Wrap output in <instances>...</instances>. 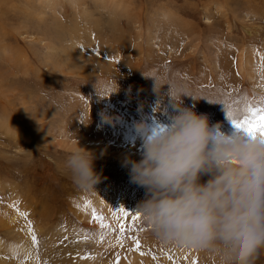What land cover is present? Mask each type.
I'll use <instances>...</instances> for the list:
<instances>
[{
    "label": "rangeland",
    "instance_id": "374dc122",
    "mask_svg": "<svg viewBox=\"0 0 264 264\" xmlns=\"http://www.w3.org/2000/svg\"><path fill=\"white\" fill-rule=\"evenodd\" d=\"M143 73L187 84L210 101L182 96L183 105H194L225 131L243 132L222 103L211 101L243 110L247 97L260 106L264 0H0V201L8 184L43 215L38 251L50 245L53 230L54 249L66 259L77 243L102 234H119L125 243L138 238L139 247L158 258L159 251L177 252L131 219L145 194L124 163L141 158L134 122L143 117L162 126L172 112L170 98L154 92L153 78ZM103 110L118 122L102 123ZM82 148L93 155L100 176L90 191L77 187L64 169L68 155ZM113 192L123 197L110 199ZM120 209L128 217L118 222ZM93 210L111 227L101 229ZM3 227L2 243L15 245ZM219 255L208 250L195 261H224ZM23 258L26 263L29 257ZM252 264H264V248Z\"/></svg>",
    "mask_w": 264,
    "mask_h": 264
},
{
    "label": "clouds",
    "instance_id": "9594fccd",
    "mask_svg": "<svg viewBox=\"0 0 264 264\" xmlns=\"http://www.w3.org/2000/svg\"><path fill=\"white\" fill-rule=\"evenodd\" d=\"M144 75L153 78L154 92L170 98L172 112L162 126L143 117L134 122L135 135L142 140L141 158L129 157L124 163L130 180L145 192L135 212L162 243L215 251L224 264H252L264 248V150L243 132L225 131L220 122L210 123L207 114L194 111V105H183L182 96L207 98L187 84L167 75ZM164 85L168 89L162 93ZM211 102L226 110L227 101ZM243 114L233 110V118ZM100 117L107 124L119 119L107 110ZM93 159L82 148L64 163L81 190L95 189L100 180Z\"/></svg>",
    "mask_w": 264,
    "mask_h": 264
},
{
    "label": "bare ground",
    "instance_id": "6f19581e",
    "mask_svg": "<svg viewBox=\"0 0 264 264\" xmlns=\"http://www.w3.org/2000/svg\"><path fill=\"white\" fill-rule=\"evenodd\" d=\"M4 189L5 197L0 201V225L7 227V236L12 237L16 243H14L15 245L6 246L0 239V264H39V261L42 264L44 262L46 264H116L117 257H119V264H178L181 260L185 264H192L193 260L206 255L208 251H196L176 246V253H172V250L168 249L167 252L161 255L162 252L159 251V258L155 257L154 259L153 254L145 250L146 245L144 248L141 246L137 249L133 240L129 239V242L125 243L121 235L114 234L105 237L104 240L93 236L88 242L81 241L77 243V247L75 244V254L66 259L65 255H61L62 251L60 252V249H54L53 245L58 238L52 230L49 235L50 245H46L47 248H41L39 252L37 246L32 244L31 234L27 231V221L32 222L35 234H39L44 231L43 215L31 210V202L26 200L19 190L8 184L4 185ZM119 194L121 193L113 192L109 198L117 199L120 196ZM21 212H26L27 217L21 216ZM28 235L30 237H27ZM117 237L120 238V243H117ZM111 244L114 245V248L107 252L106 249ZM4 251L5 253L8 252L9 255H6ZM17 252L21 253L22 258L17 255ZM25 256L29 257L26 263L22 261ZM218 258H222V256L219 255ZM215 264H224V261H217Z\"/></svg>",
    "mask_w": 264,
    "mask_h": 264
},
{
    "label": "snow or ice",
    "instance_id": "6c2138e0",
    "mask_svg": "<svg viewBox=\"0 0 264 264\" xmlns=\"http://www.w3.org/2000/svg\"><path fill=\"white\" fill-rule=\"evenodd\" d=\"M239 110L234 108L231 104L226 102V112L228 117L231 119L233 125L246 134L247 138L253 143L257 144L261 150H264V97L260 99V106H256L251 101L244 98V116L243 118H233V110ZM21 216L27 217L26 212H21ZM128 217L127 211L120 209L119 214L117 215V221L120 222L123 218ZM92 218L94 221L99 223L101 229L110 228L111 225L104 222V217L97 215L95 210L92 211ZM131 219L133 222L140 219V214L136 212L132 215ZM27 231L31 234V241L33 245L38 246V238L32 228V222L27 221ZM125 231V223H120L119 232L123 233ZM84 239H89L88 236H85ZM100 240L104 239L103 234L99 237ZM117 243H120V238L117 237ZM134 244L139 249L140 241L138 238H134ZM155 259V257H153ZM27 260V257L25 258ZM46 264V262H44ZM116 264H119V257L116 258ZM192 264H196V261L193 260Z\"/></svg>",
    "mask_w": 264,
    "mask_h": 264
}]
</instances>
